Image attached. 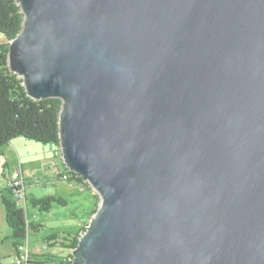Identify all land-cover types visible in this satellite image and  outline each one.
Here are the masks:
<instances>
[{"label":"water","instance_id":"1","mask_svg":"<svg viewBox=\"0 0 264 264\" xmlns=\"http://www.w3.org/2000/svg\"><path fill=\"white\" fill-rule=\"evenodd\" d=\"M16 3L8 69L101 199L71 264H264V0Z\"/></svg>","mask_w":264,"mask_h":264},{"label":"trees","instance_id":"2","mask_svg":"<svg viewBox=\"0 0 264 264\" xmlns=\"http://www.w3.org/2000/svg\"><path fill=\"white\" fill-rule=\"evenodd\" d=\"M23 15L16 0H0V36L5 40L0 43V156L4 146L13 139L23 138L42 145L59 147L58 114L61 102L58 99L35 101L27 96L22 80L10 72L7 64L9 42L21 30ZM61 179L69 184L81 183L82 179L67 171L59 173ZM24 182V179H23ZM8 195L0 190V200L5 212V221L10 231V239L14 252L18 246L27 243L28 231H37L40 225L29 222L25 212L15 198L13 189L7 188ZM28 197L24 196V202ZM30 203L40 212H50L53 203L66 206L62 197L46 195L44 197L29 196ZM23 203V202H22ZM95 213V212H94ZM85 226L82 228V233ZM81 232L54 233L44 239V249L59 247L69 253L53 255L45 253L32 257L39 264H71V250L77 245ZM1 264V262H0Z\"/></svg>","mask_w":264,"mask_h":264},{"label":"rangeland","instance_id":"3","mask_svg":"<svg viewBox=\"0 0 264 264\" xmlns=\"http://www.w3.org/2000/svg\"><path fill=\"white\" fill-rule=\"evenodd\" d=\"M5 40L0 36V43ZM19 143L12 144L13 150L18 152L19 161L13 158L8 146H4V156L9 163V170H5L4 176L0 175V189L3 194L8 195L7 188L10 182L17 178V169L22 170L26 202L19 205L25 212L29 222L40 225L37 231H28L27 243L30 253L35 257L50 253L53 255H65L69 253L66 249L59 247H47L44 249V239L54 233L81 232L87 226L90 218L100 206L101 199L97 193L86 182H75L69 184L61 179L58 174L65 173V167L59 147L54 145H42L23 138H16ZM15 140V139H13ZM15 148V149H14ZM46 195L62 197L66 206L53 203L50 212H40L30 203L29 196L38 198ZM9 232L6 223L0 222V235ZM40 257V256H39ZM1 264H15V257L10 241L5 240L0 245Z\"/></svg>","mask_w":264,"mask_h":264},{"label":"built area","instance_id":"4","mask_svg":"<svg viewBox=\"0 0 264 264\" xmlns=\"http://www.w3.org/2000/svg\"><path fill=\"white\" fill-rule=\"evenodd\" d=\"M24 182L23 177L20 173V170H17V178L14 181L10 182V186L13 189L15 198L18 199L19 204L24 203ZM15 257V264H39L38 262L34 261L31 257L30 250L28 248L27 243L18 246L17 251L14 255Z\"/></svg>","mask_w":264,"mask_h":264},{"label":"crops","instance_id":"5","mask_svg":"<svg viewBox=\"0 0 264 264\" xmlns=\"http://www.w3.org/2000/svg\"><path fill=\"white\" fill-rule=\"evenodd\" d=\"M19 140L18 139H15V140H12L11 141V143L12 144H14V143H19L18 142ZM12 144H10L9 146H8V148H9V150L11 151V153L13 154V158L15 159V160H17V161H19V156H18V152L16 151V149H15V151L13 150V148H12ZM2 157H5L4 156V150H2V155L0 156V175L1 176H4V173H5V170H9V163H8V161H6L5 159H1ZM18 170V169H17ZM20 173H21V175H23V172H22V170H20ZM24 179V178H23ZM0 190H2V189H0ZM24 192H25V187H24ZM25 194H26V192H25ZM5 222L6 223V221H5V212H4V208H3V206H2V203H1V200H0V222H1V224H2V222ZM7 225V224H6ZM8 227V226H7ZM8 231H9V229H8ZM9 235H10V231L7 233V232H5V233H3V235H0V245L1 244H3V242L5 241V240H8V241H10V239H8V237H9ZM10 244H11V241H10ZM27 245H28V243H27ZM11 246H12V244H11ZM13 248V247H12ZM28 248H29V245H28ZM13 252H14V249H13ZM14 255H15V252H14ZM31 255H32V257L34 256V255H36L35 253H31Z\"/></svg>","mask_w":264,"mask_h":264}]
</instances>
